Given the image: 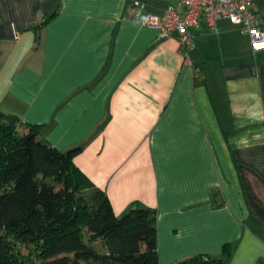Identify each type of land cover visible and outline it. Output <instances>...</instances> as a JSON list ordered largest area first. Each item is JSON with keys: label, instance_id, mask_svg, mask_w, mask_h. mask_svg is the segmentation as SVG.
<instances>
[{"label": "crops", "instance_id": "crops-1", "mask_svg": "<svg viewBox=\"0 0 264 264\" xmlns=\"http://www.w3.org/2000/svg\"><path fill=\"white\" fill-rule=\"evenodd\" d=\"M176 3L0 0V110L80 146L117 216L154 209L159 264L225 243L226 264H264V49L201 17L184 56L143 23ZM251 6L264 29V0Z\"/></svg>", "mask_w": 264, "mask_h": 264}, {"label": "trees", "instance_id": "trees-1", "mask_svg": "<svg viewBox=\"0 0 264 264\" xmlns=\"http://www.w3.org/2000/svg\"><path fill=\"white\" fill-rule=\"evenodd\" d=\"M41 128L0 110V264H159L155 210L117 216L74 163L80 146L59 150ZM230 250L176 264H226Z\"/></svg>", "mask_w": 264, "mask_h": 264}, {"label": "built area", "instance_id": "built-area-1", "mask_svg": "<svg viewBox=\"0 0 264 264\" xmlns=\"http://www.w3.org/2000/svg\"><path fill=\"white\" fill-rule=\"evenodd\" d=\"M252 2L253 0H177L176 4H169L161 15L144 18L143 23L155 26L160 39L175 33L179 50L186 56L187 51L194 46L190 28L197 24L199 18L202 17L214 33L217 32V20L227 18L240 25L249 35L253 50H260L264 49V29L252 9ZM133 3L141 5L138 1Z\"/></svg>", "mask_w": 264, "mask_h": 264}, {"label": "water", "instance_id": "water-1", "mask_svg": "<svg viewBox=\"0 0 264 264\" xmlns=\"http://www.w3.org/2000/svg\"><path fill=\"white\" fill-rule=\"evenodd\" d=\"M217 198H219V196H217ZM218 203V202H217ZM171 264H176V262H173V263H171Z\"/></svg>", "mask_w": 264, "mask_h": 264}]
</instances>
